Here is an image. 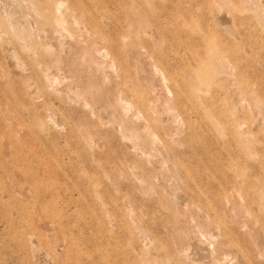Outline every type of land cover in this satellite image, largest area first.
<instances>
[{"label": "rangeland", "instance_id": "rangeland-1", "mask_svg": "<svg viewBox=\"0 0 264 264\" xmlns=\"http://www.w3.org/2000/svg\"><path fill=\"white\" fill-rule=\"evenodd\" d=\"M195 261L264 264V0H0V264Z\"/></svg>", "mask_w": 264, "mask_h": 264}, {"label": "bare ground", "instance_id": "bare-ground-1", "mask_svg": "<svg viewBox=\"0 0 264 264\" xmlns=\"http://www.w3.org/2000/svg\"><path fill=\"white\" fill-rule=\"evenodd\" d=\"M60 7H61V3H59V4H57V11H60ZM55 19H56V23H58V24H61V23H63V19H62V14H57L56 16H55ZM55 22V21H54ZM57 24V25H58ZM154 68V67H153ZM158 71V70H157ZM156 71V73L157 74H159L158 72ZM159 76V75H158ZM155 77H156V74H155ZM157 78V77H156ZM163 82L164 83H166V80H165V78L163 77ZM161 86V85H160ZM163 89H165V88H163ZM166 91H168V93H170V91H169V89L166 87V89H165ZM162 95V94H161ZM166 102V101H165ZM167 104V103H166ZM127 105H130V104H128L127 103ZM155 107V106H154ZM203 235V234H202ZM208 237H209V235H208ZM204 238H205V236H204ZM211 244V243H210ZM212 245V244H211ZM210 246V245H209ZM213 246V245H212ZM212 248V247H211ZM189 250V249H188ZM188 250H186L185 252H186V255L188 254L187 252H189ZM182 253V252H181ZM183 254H184V252H183ZM190 258V257H189ZM214 260H216V262H217V259H214ZM213 260V261H214ZM231 260V259H230ZM212 261V262H213ZM222 261H224V260H222ZM192 262H194V261H192ZM215 262V263H216ZM195 264H197V262L195 261ZM199 264V263H198ZM231 264V263H230Z\"/></svg>", "mask_w": 264, "mask_h": 264}]
</instances>
